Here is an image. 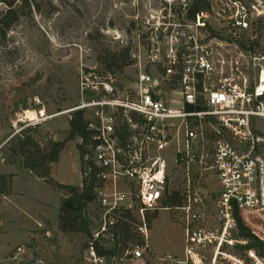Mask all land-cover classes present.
<instances>
[{"label":"built area","instance_id":"built-area-1","mask_svg":"<svg viewBox=\"0 0 264 264\" xmlns=\"http://www.w3.org/2000/svg\"><path fill=\"white\" fill-rule=\"evenodd\" d=\"M119 1L137 40L133 82L120 89L110 74L82 65L79 103L59 112L83 110L102 180L83 264L147 260L149 213L171 207L181 210L185 256L158 260L216 264L232 257L224 248L239 241L237 217L264 239V53L254 56V80L220 66L221 47L253 38L264 24V0ZM26 118L14 122V134L36 125ZM174 170L187 194L168 205ZM214 176L217 191L206 186ZM124 221L134 237L120 251ZM34 256L24 244L14 258L35 264Z\"/></svg>","mask_w":264,"mask_h":264},{"label":"rangeland","instance_id":"rangeland-1","mask_svg":"<svg viewBox=\"0 0 264 264\" xmlns=\"http://www.w3.org/2000/svg\"><path fill=\"white\" fill-rule=\"evenodd\" d=\"M22 2L15 0L16 5ZM29 2L32 12L21 15L7 31L6 36L0 37V145H2L0 156L5 158V161L0 160V169L10 168L12 164L19 166L20 160L9 155L8 139L18 134H14L16 131L14 122L18 120L21 124L22 120H29L26 118V114L30 116L28 111H44L43 115L34 118L37 121L36 125L41 126L37 128L41 141L44 138H53L51 133L46 131L47 128L57 133L66 132L70 126L69 114L59 112L79 103L78 82L82 65L96 66L99 72L110 74L120 89L133 82L135 73V67L131 64L122 70L111 71L99 63V55L106 49L121 51L125 46L131 49L137 41L130 28L129 17L119 4V0H29ZM6 8L7 4L0 1V9ZM252 34L253 38L246 37L243 40L250 43L259 37V28L257 27ZM243 40L237 41L235 45L230 42L221 47L220 66L227 73H230L233 67L236 75L254 80L257 74L254 56L259 52L264 53V33L259 45L254 48L250 44L243 47L240 44ZM57 113L59 114L50 117L51 119H44ZM261 122L264 123V120ZM67 131L69 133V129ZM80 140V138L73 140L76 146ZM11 173L10 171L0 174ZM67 173L68 177L62 175L61 177L73 182L81 179L79 169L70 167ZM19 178L23 180L25 177L22 175ZM209 180L210 184L204 186L217 191L219 183L216 176L212 179L209 177ZM169 190L178 191L182 201L186 197V186L176 170L172 172ZM30 191L33 195L43 196L49 201L48 215L43 216L41 222H37L32 229H28L30 231L24 237L20 233L16 235L12 224H7V230L0 225V264H21L22 262L14 256L17 247L24 244L39 254L41 260L37 264H83L82 255L85 247L83 245L86 244L90 233L71 234L59 229L62 192L48 182L38 179H34ZM91 205L88 214L92 230L96 226L97 207L95 203ZM158 212L150 223L149 250H146L148 259L139 261L118 259L113 260L112 264H162L158 257L169 253L184 258L186 233L181 210L171 207L161 208ZM3 213L6 212L3 211L0 215ZM234 236L239 240L236 245L224 248L232 257L222 256L216 264H264V258L255 249L241 247V244L247 241L241 242L243 238L237 232ZM7 240L12 242L17 240V243L7 246ZM250 250H254L255 256L250 254ZM210 251L203 250L207 254L206 257H209ZM183 264L195 263L189 260ZM200 264L211 263L205 259Z\"/></svg>","mask_w":264,"mask_h":264},{"label":"trees","instance_id":"trees-1","mask_svg":"<svg viewBox=\"0 0 264 264\" xmlns=\"http://www.w3.org/2000/svg\"><path fill=\"white\" fill-rule=\"evenodd\" d=\"M7 4V8L0 9V37H5L7 31L19 20L21 15H28L32 12L29 0H22V4L16 5L15 0H0ZM28 6V8H26ZM259 37L250 41H241L243 47L248 44L252 48L259 45L264 24L259 27ZM245 41V42H244ZM129 46H125L121 51L103 50L99 55V63L107 70H122L126 65L132 63L129 55ZM38 125L24 128L18 134L8 139L10 144L8 152L11 158L20 160L24 168L43 178L55 189L61 191L59 229L66 233H83L88 235L91 232L89 209L96 201L97 190L102 185V180L97 175L98 167L90 156L91 136L86 126V118L83 110H75L70 118V128L68 135L57 140L51 137L40 140ZM80 138L77 147L80 153L82 184H69L58 181L51 173V163L58 161L61 151L65 148L67 141ZM13 174H0V195L13 192ZM168 205H178L181 198L178 191L167 200ZM158 210L149 214V223L158 215ZM123 236L120 237V251L124 249L127 242L134 237L132 226L128 221L121 225ZM238 235L247 240L241 247L255 249L264 258V239L259 237L252 229L244 223L241 217H237ZM86 245V244H85ZM83 245V246H85Z\"/></svg>","mask_w":264,"mask_h":264},{"label":"crops","instance_id":"crops-1","mask_svg":"<svg viewBox=\"0 0 264 264\" xmlns=\"http://www.w3.org/2000/svg\"><path fill=\"white\" fill-rule=\"evenodd\" d=\"M55 115L58 114H54L52 117ZM39 128H41V126H39ZM67 130L64 133H57L55 130L52 131L47 128L46 131H49L54 139L61 140L63 137L68 135ZM18 163L20 167L15 166L16 164H12L10 168L0 169V173H7L11 171L14 174L12 181L13 192L10 194L0 195V213L3 211L6 212L3 213V215H0V225L4 226L7 230V224H12L11 226L16 235H18L17 233H20L24 237L25 235H28V232L30 231L28 229H32L35 225H37V222H41L43 216L48 215L49 211H47V209L50 204L43 196H35L30 191L31 186L34 183V179H44L34 175L29 169L24 168L20 162ZM70 167H74L76 170L79 169L81 179L78 182L69 181L68 179L61 177V175L68 177L67 172ZM51 171L52 175L62 183L76 185L82 184L83 176L81 172L80 153L73 140L66 143L65 148L60 153L58 161L52 163ZM22 175L25 178L20 180L19 177ZM16 243L17 240L14 242L10 240L6 241L7 246L14 245Z\"/></svg>","mask_w":264,"mask_h":264},{"label":"bare ground","instance_id":"bare-ground-1","mask_svg":"<svg viewBox=\"0 0 264 264\" xmlns=\"http://www.w3.org/2000/svg\"><path fill=\"white\" fill-rule=\"evenodd\" d=\"M28 113H29L30 117H32V118H38L40 114L41 115L44 114V111L42 110L41 112L40 111L36 112V111L30 110V111H28Z\"/></svg>","mask_w":264,"mask_h":264},{"label":"water","instance_id":"water-1","mask_svg":"<svg viewBox=\"0 0 264 264\" xmlns=\"http://www.w3.org/2000/svg\"><path fill=\"white\" fill-rule=\"evenodd\" d=\"M32 263L37 264L39 262V255L37 252H35V256L33 259L30 260Z\"/></svg>","mask_w":264,"mask_h":264}]
</instances>
